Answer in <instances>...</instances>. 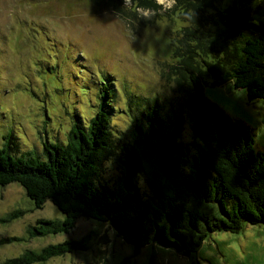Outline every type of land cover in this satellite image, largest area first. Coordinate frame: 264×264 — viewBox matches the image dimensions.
Instances as JSON below:
<instances>
[{"label":"trees","instance_id":"16d2710c","mask_svg":"<svg viewBox=\"0 0 264 264\" xmlns=\"http://www.w3.org/2000/svg\"><path fill=\"white\" fill-rule=\"evenodd\" d=\"M90 1L126 19L142 9L157 13L149 23L179 18L186 24L172 40L178 62L161 73L176 86L178 114L189 115L194 142H178L182 116L175 110L171 124L162 128L154 108L143 111L129 103L125 113L134 120L132 145H120L106 104L112 83L104 84L96 114L85 123L76 117L68 142L46 143L44 159L18 156L10 143L0 148V187L20 184L37 209L51 201L64 215L63 220H39L30 235L68 234L79 218L87 217L109 225L135 254L157 245L186 256L211 234L264 226V153L256 149L252 129L205 92L207 86L231 84L245 90L249 103H264V2L175 0L161 13L157 0ZM108 160L123 171L114 190L98 185ZM22 214L14 211L10 218ZM96 236L91 232L28 251L5 264L47 262L89 250Z\"/></svg>","mask_w":264,"mask_h":264},{"label":"rangeland","instance_id":"374dc122","mask_svg":"<svg viewBox=\"0 0 264 264\" xmlns=\"http://www.w3.org/2000/svg\"><path fill=\"white\" fill-rule=\"evenodd\" d=\"M157 2L161 13L175 5V0ZM156 14L139 9L136 18L126 19L90 0H0V148L10 143L18 156L31 153L44 159L46 143L66 144L77 118L85 123L96 114L109 82L107 110L120 145H132L134 120L125 113L129 103L143 111L154 108L162 128L171 124L175 110L182 116L178 142H194L189 115L178 114L176 86L161 73L178 62L172 40L186 24L179 18L149 23ZM205 92L252 129L256 149L264 153V103H249L245 90L231 84L207 86ZM154 125L160 128L157 120ZM121 154L118 150L116 159ZM104 168L98 185L116 189L123 171L110 160ZM138 175L147 195L145 179ZM14 211L23 214L11 219ZM63 219L51 201L37 209L20 184L0 187V241H6L0 244V264L91 232L97 236L89 250L34 264H264L262 225L211 234L186 256L157 245L135 254L109 225L87 217L79 218L68 234L29 233L39 220Z\"/></svg>","mask_w":264,"mask_h":264}]
</instances>
